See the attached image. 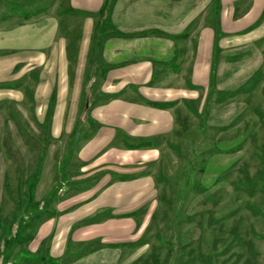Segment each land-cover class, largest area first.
Returning <instances> with one entry per match:
<instances>
[{
  "label": "crops",
  "instance_id": "obj_1",
  "mask_svg": "<svg viewBox=\"0 0 264 264\" xmlns=\"http://www.w3.org/2000/svg\"><path fill=\"white\" fill-rule=\"evenodd\" d=\"M104 1L0 0V76L28 67L86 142L67 166L77 179L28 226L25 264H171L156 237L176 204L163 148L212 71L264 41V0H112L101 15Z\"/></svg>",
  "mask_w": 264,
  "mask_h": 264
},
{
  "label": "rangeland",
  "instance_id": "obj_2",
  "mask_svg": "<svg viewBox=\"0 0 264 264\" xmlns=\"http://www.w3.org/2000/svg\"><path fill=\"white\" fill-rule=\"evenodd\" d=\"M263 42L241 67H217L208 95L195 93L201 111L181 112L179 146L163 148L156 173L176 204L156 237L172 244L171 264H264ZM27 69L0 76V264L34 259L18 257L28 226L71 187L79 172L67 166L86 143L75 112L59 118Z\"/></svg>",
  "mask_w": 264,
  "mask_h": 264
},
{
  "label": "trees",
  "instance_id": "obj_3",
  "mask_svg": "<svg viewBox=\"0 0 264 264\" xmlns=\"http://www.w3.org/2000/svg\"><path fill=\"white\" fill-rule=\"evenodd\" d=\"M111 2H112V0H105V1H104V4H103V6H102V9L100 10V14H101V15H104V14L108 11V9H109V7H110V5H111ZM212 80H213V71H212V78H211V81H212ZM150 105H151L152 107H155V108H158V107H160V108H164V107L167 106V105H165V104H158V103H150ZM89 110H90V104H89V102L87 101V102L85 103V106H84L83 118H82V120H81L82 123H84V122L87 121V119H88L87 116H88ZM179 202H181V199H179Z\"/></svg>",
  "mask_w": 264,
  "mask_h": 264
}]
</instances>
